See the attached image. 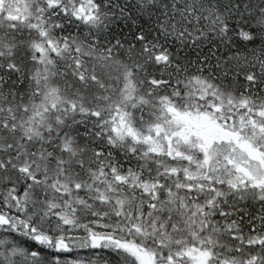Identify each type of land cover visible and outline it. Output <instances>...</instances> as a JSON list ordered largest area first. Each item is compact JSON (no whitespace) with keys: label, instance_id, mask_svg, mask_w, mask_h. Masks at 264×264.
Instances as JSON below:
<instances>
[{"label":"snow or ice","instance_id":"6c2138e0","mask_svg":"<svg viewBox=\"0 0 264 264\" xmlns=\"http://www.w3.org/2000/svg\"><path fill=\"white\" fill-rule=\"evenodd\" d=\"M0 264H264V0H0Z\"/></svg>","mask_w":264,"mask_h":264}]
</instances>
